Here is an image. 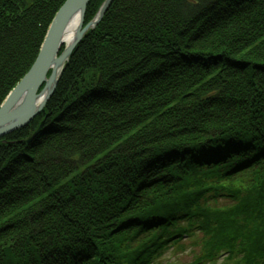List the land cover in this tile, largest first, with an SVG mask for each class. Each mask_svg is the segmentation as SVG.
<instances>
[{
  "label": "trees",
  "instance_id": "obj_1",
  "mask_svg": "<svg viewBox=\"0 0 264 264\" xmlns=\"http://www.w3.org/2000/svg\"><path fill=\"white\" fill-rule=\"evenodd\" d=\"M65 1L0 0V106ZM170 247L264 264V0H113L43 110L0 138V264Z\"/></svg>",
  "mask_w": 264,
  "mask_h": 264
},
{
  "label": "water",
  "instance_id": "obj_2",
  "mask_svg": "<svg viewBox=\"0 0 264 264\" xmlns=\"http://www.w3.org/2000/svg\"><path fill=\"white\" fill-rule=\"evenodd\" d=\"M89 2L90 0H66L57 11L34 64L0 106V138L26 126L43 110L54 94L74 49L87 31L101 21L113 0H105L95 18L85 25ZM77 15L80 20L75 36L70 43H65V32ZM64 44L65 48L60 52Z\"/></svg>",
  "mask_w": 264,
  "mask_h": 264
},
{
  "label": "rangeland",
  "instance_id": "obj_3",
  "mask_svg": "<svg viewBox=\"0 0 264 264\" xmlns=\"http://www.w3.org/2000/svg\"><path fill=\"white\" fill-rule=\"evenodd\" d=\"M91 1V0H90ZM90 3V2H89ZM98 13V12H97ZM95 18V17H94ZM93 18V19H94ZM92 19V20H93ZM102 20V19H101ZM85 24V23H84ZM88 24V23H87ZM86 25V24H85ZM95 27V26H94ZM46 37V36H45ZM45 39V38H44ZM43 44V43H42ZM63 47V46H62ZM64 50V49H63ZM61 49L60 52L63 51ZM187 242V241H186ZM189 246V245H187ZM186 246V247H187ZM185 247V248H186ZM180 249L177 250L175 247H170L169 249H166L163 251L161 255L156 259L155 264H194L193 260L194 258L192 257L191 248H186V249ZM217 264H225L223 257H221L218 261Z\"/></svg>",
  "mask_w": 264,
  "mask_h": 264
},
{
  "label": "bare ground",
  "instance_id": "obj_4",
  "mask_svg": "<svg viewBox=\"0 0 264 264\" xmlns=\"http://www.w3.org/2000/svg\"><path fill=\"white\" fill-rule=\"evenodd\" d=\"M79 20H80V18L77 15L73 18V20L69 24V26L65 32V35H64V42L65 43H70L73 40V38L75 36V30L78 26Z\"/></svg>",
  "mask_w": 264,
  "mask_h": 264
}]
</instances>
